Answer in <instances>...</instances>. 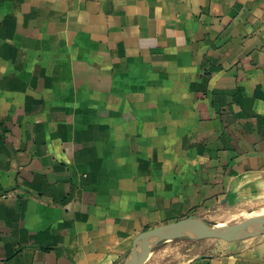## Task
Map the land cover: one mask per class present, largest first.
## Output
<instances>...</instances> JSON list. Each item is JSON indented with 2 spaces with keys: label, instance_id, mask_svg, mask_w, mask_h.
Listing matches in <instances>:
<instances>
[{
  "label": "crops",
  "instance_id": "crops-1",
  "mask_svg": "<svg viewBox=\"0 0 264 264\" xmlns=\"http://www.w3.org/2000/svg\"><path fill=\"white\" fill-rule=\"evenodd\" d=\"M263 198L264 0H0V264H124ZM175 264H264V234Z\"/></svg>",
  "mask_w": 264,
  "mask_h": 264
},
{
  "label": "water",
  "instance_id": "water-1",
  "mask_svg": "<svg viewBox=\"0 0 264 264\" xmlns=\"http://www.w3.org/2000/svg\"><path fill=\"white\" fill-rule=\"evenodd\" d=\"M264 234V214L227 224L221 228L216 223L196 215H189L141 232L124 264H142L154 248L171 237L189 236L196 239H222L228 242L245 240Z\"/></svg>",
  "mask_w": 264,
  "mask_h": 264
},
{
  "label": "rangeland",
  "instance_id": "rangeland-1",
  "mask_svg": "<svg viewBox=\"0 0 264 264\" xmlns=\"http://www.w3.org/2000/svg\"><path fill=\"white\" fill-rule=\"evenodd\" d=\"M264 206V198L253 202H244L213 214L211 221L218 223L225 221L229 215L241 213L245 210L253 211ZM227 216V217H226ZM222 219V220H221ZM234 220H227V223H234ZM218 239H196L189 236L171 237L160 242L150 254L148 260L142 264H175L185 262L189 258L211 247Z\"/></svg>",
  "mask_w": 264,
  "mask_h": 264
},
{
  "label": "bare ground",
  "instance_id": "bare-ground-1",
  "mask_svg": "<svg viewBox=\"0 0 264 264\" xmlns=\"http://www.w3.org/2000/svg\"><path fill=\"white\" fill-rule=\"evenodd\" d=\"M264 214V206L263 207H259L257 209H254L253 211H243L241 213H237V214H233V215H229V217H227V219L225 221H222V222H218L217 223V226L219 228L227 225V220H234L236 222H240L242 220H245V219H248V218H252V217H255V216H259V215H262ZM222 220V219H221ZM150 256V255H149ZM148 257H146L143 262H146L148 260Z\"/></svg>",
  "mask_w": 264,
  "mask_h": 264
}]
</instances>
